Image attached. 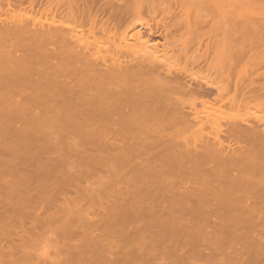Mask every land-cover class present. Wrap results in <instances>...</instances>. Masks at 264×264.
<instances>
[{
	"label": "bare ground",
	"instance_id": "obj_1",
	"mask_svg": "<svg viewBox=\"0 0 264 264\" xmlns=\"http://www.w3.org/2000/svg\"><path fill=\"white\" fill-rule=\"evenodd\" d=\"M0 264H264V0H0Z\"/></svg>",
	"mask_w": 264,
	"mask_h": 264
},
{
	"label": "rangeland",
	"instance_id": "obj_2",
	"mask_svg": "<svg viewBox=\"0 0 264 264\" xmlns=\"http://www.w3.org/2000/svg\"><path fill=\"white\" fill-rule=\"evenodd\" d=\"M146 19H147V18H146ZM178 38H180V37H179V36H178V37H177V36L175 37V39H178ZM163 42H164L163 38H153L152 40H150L149 44H150V43H157V44H158V51H159V53L162 54V53H163V50H162L163 48H162V47H163V44H164ZM175 51H176V50H175ZM200 70H202L203 72H204V71L206 72V67L203 68V69H200ZM195 107H196L197 110H200V109H201V106H200L199 104H197ZM229 111H230L229 109L225 108V111H224L225 115H226L227 113H230V112H231V111H230V112H229ZM252 111L254 112V110H252ZM242 113H244V112L242 111L241 114H242ZM258 113H259V112H258ZM258 113L256 112V113H253V114H249L250 119L248 118L247 120H248L249 122H254V120H256L255 118H256L257 115L261 116L260 113H259V114H258ZM247 114H248V113H247ZM257 118H258V116H257ZM205 130L208 131V128H206ZM98 171H99V170H97V172H98ZM101 172H103V173H101ZM104 173H105L104 171H100L99 174H98V173H97V174L100 176V174L103 175ZM94 174H95L94 177H93L94 179H96V178L99 177V176L96 174V172H95ZM102 175H101V176H102ZM104 175H105V174H104ZM104 175H103V176H104ZM97 176H98V177H97ZM81 181H84V180H81ZM82 183H83V182H82ZM85 184H86V183H84L83 185H85ZM69 191H70V190H69ZM71 192H72V193H71ZM73 192H74V193H73ZM66 195H67V196H66ZM61 196H62V195H61ZM63 196H65V197H67V198H73V197L76 198V197H77L76 199H81V198H82V199H83V198L85 199V195L82 194V196H81V195L79 196L78 193H77V195H76V192H75V191H72V190H71L70 192L67 191V193H66L65 195H63ZM69 196H70V197H69ZM86 198H87V197H86ZM58 199H59V201H60V196H58ZM62 199H63V197L61 198V200H62ZM95 211H96V210H95ZM95 213H97V212H95ZM91 214H92V213H91ZM91 214H90V216H94V215H91ZM93 214H94V213H93ZM135 224H136V223L134 222L133 225L135 226ZM131 225H132V223H131ZM133 225H132V226H133ZM134 226H133V227H134ZM136 226H137V225H136ZM136 226H135L134 228H136ZM130 227H131V226H130ZM130 229H132V228H130ZM76 238H77V237H76ZM77 239H78V238H77ZM43 242H44V241H42V243L39 242V243L36 245V246H37V249H38V250H37L38 252H40V251H43V252H44V250H45L46 252L49 251V250H47L48 248L51 247V245L48 244L49 241H47L48 243L45 241L44 244H43ZM76 242L78 243L77 240H76ZM76 242H75V243H76ZM181 243H182V242H181ZM43 245H44V247H43ZM49 245H50V246H49ZM182 245H185V243L183 242ZM201 246L204 247V246H206V245L202 244ZM47 247H48V248H47ZM236 247H238V245H237ZM239 247H240V245H239ZM239 247H238V248H239ZM156 249H157V248H156ZM50 251H51V252L48 253L49 256H50V257L54 256L55 253L52 254L53 251H52V250H50ZM206 252H207V251H206ZM242 253H243V257H244V252H242ZM242 253H241V254H242ZM245 254H246V253H245ZM46 255H47V254H46ZM47 257H48V256H47ZM50 257H49V258H50ZM52 258H53V257H52ZM52 258H51V259H52ZM187 261H188V260H187ZM189 261H191V260H189ZM200 261H202V260H200Z\"/></svg>",
	"mask_w": 264,
	"mask_h": 264
},
{
	"label": "flooded vegetation",
	"instance_id": "obj_3",
	"mask_svg": "<svg viewBox=\"0 0 264 264\" xmlns=\"http://www.w3.org/2000/svg\"><path fill=\"white\" fill-rule=\"evenodd\" d=\"M162 37V36H161ZM163 38V37H162ZM175 38V37H174ZM179 39V38H178ZM193 50V49H192ZM192 50H190L189 52H193ZM202 50H200L199 52H201ZM206 67V62H203V63H201V65H200V69H203V68H205ZM188 68H190V67H188ZM194 70H197L198 68H193Z\"/></svg>",
	"mask_w": 264,
	"mask_h": 264
}]
</instances>
